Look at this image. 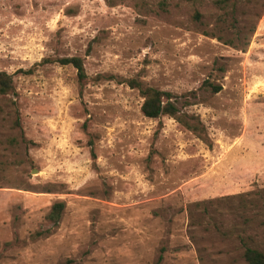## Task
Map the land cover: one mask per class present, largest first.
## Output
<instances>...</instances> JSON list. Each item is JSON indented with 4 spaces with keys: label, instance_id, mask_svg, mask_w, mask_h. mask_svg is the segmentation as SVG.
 <instances>
[{
    "label": "rangeland",
    "instance_id": "obj_1",
    "mask_svg": "<svg viewBox=\"0 0 264 264\" xmlns=\"http://www.w3.org/2000/svg\"><path fill=\"white\" fill-rule=\"evenodd\" d=\"M0 72V264L264 251V0H0Z\"/></svg>",
    "mask_w": 264,
    "mask_h": 264
},
{
    "label": "trees",
    "instance_id": "obj_2",
    "mask_svg": "<svg viewBox=\"0 0 264 264\" xmlns=\"http://www.w3.org/2000/svg\"><path fill=\"white\" fill-rule=\"evenodd\" d=\"M228 0H222L225 3ZM60 62L64 65L73 64L77 70L80 80H84L86 77L85 68L82 63L81 58H63ZM130 85L134 88L140 89L142 95L145 98L144 104L142 106V111L145 116L149 118H158L161 115H170L174 118H178V108L171 102H164V97L168 100L172 98V94L168 92H163L152 87H144L138 80H131ZM14 92V85L12 76L6 72H0V96L8 95ZM64 210V203L58 202L54 204L52 211L49 213L48 218L50 221L57 223L59 222L62 212ZM244 257L247 264H264V251L247 246L245 248Z\"/></svg>",
    "mask_w": 264,
    "mask_h": 264
}]
</instances>
